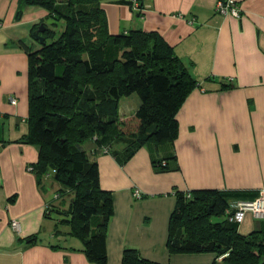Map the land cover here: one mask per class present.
Segmentation results:
<instances>
[{"label":"crops","instance_id":"0c3cea01","mask_svg":"<svg viewBox=\"0 0 264 264\" xmlns=\"http://www.w3.org/2000/svg\"><path fill=\"white\" fill-rule=\"evenodd\" d=\"M236 1L240 17L218 12L219 0H144L138 10L114 1L102 4L112 34L158 32L198 83L177 112L178 138L139 150L151 160L173 157L168 171L120 166L119 157L86 143L99 164L102 189L113 192L107 264H123L129 247L164 262L158 255L167 250L174 187L246 195L264 189V0ZM47 15L46 8L24 0H0V264H99L89 259L83 241L56 211L68 207L56 205V183L41 180L29 168L39 161V148L25 141L30 130L28 52L39 48L34 33L40 24H51ZM10 96L18 103L13 105ZM145 173L159 178L150 181ZM136 188L141 198H134ZM51 205L57 214L47 211ZM13 219L20 222V233L11 226ZM263 229L264 218L252 213L238 228L243 234ZM178 258L183 257L173 260Z\"/></svg>","mask_w":264,"mask_h":264},{"label":"trees","instance_id":"16d2710c","mask_svg":"<svg viewBox=\"0 0 264 264\" xmlns=\"http://www.w3.org/2000/svg\"><path fill=\"white\" fill-rule=\"evenodd\" d=\"M105 1L135 6L133 0H24L46 8V19L52 21L45 22L44 44L28 52L30 130L25 141L39 148L31 171L41 180L56 179L66 185L63 193H72L70 205L56 209L72 235L83 241L89 259L99 264L108 263L113 192L102 189L99 164L86 143L93 141L103 153L108 148L126 162L146 145L173 142L180 131L177 112L198 84L158 32L112 34ZM143 1L138 0L140 8ZM133 94L140 97L139 109L121 116L122 99ZM171 158L153 163L168 171ZM62 192H56L58 199ZM174 195L166 245L171 256L210 253L222 256L221 264H264V229L243 234L240 224L226 217L233 201L258 194L204 188L176 190ZM122 260L157 264L130 247Z\"/></svg>","mask_w":264,"mask_h":264},{"label":"rangeland","instance_id":"374dc122","mask_svg":"<svg viewBox=\"0 0 264 264\" xmlns=\"http://www.w3.org/2000/svg\"><path fill=\"white\" fill-rule=\"evenodd\" d=\"M62 1H66V0H62ZM127 99L129 100L128 104H124L123 102H121V105H120L121 116L128 114V113L130 114L131 112H135L137 109H139L138 107L140 106L141 101H140V97H138L137 94H133L130 97H124V101ZM93 140H97V135H94ZM143 155H144V151L141 150L137 154H134L133 158H131L130 160H127L126 162L122 159V156H119V163L118 164H120V166H122V164H126V166H128V164L132 163V167L139 169L141 172H147V170H149L150 168H152L155 172H163V171H159L157 169V167L153 163V161H154L153 159L151 160L149 157L148 158L143 157ZM143 175H144V177L148 178L150 181H157V179L159 178L156 175H153L151 173H145ZM51 181L56 183L55 188H53L54 191L52 190V192L54 193V196L56 194L55 192L59 191L61 193L62 190H65V188H66L65 184L62 185L59 181H57L54 178ZM152 184H155V183H152ZM178 189L179 188L174 187L172 192H174ZM170 195L174 196L173 193H171ZM141 197H137V199L141 198ZM71 198H72V193H69L68 191H66L65 193L62 192V198L61 199L55 198V200H58V201H55L56 205H61L64 203L69 204V201ZM134 198H135V196H134ZM56 211L58 212V210H56ZM56 211H54L55 214H57ZM167 232H168V230H167ZM166 245H167V241H165V243H164V246L167 249L164 251V255H163V252H161V254L158 255V258H160L162 260L165 259V260H164V262H161V261L157 262V261L153 260L157 264H171L174 256H180L183 258H178V259L173 260L174 262L172 264H221L222 263V260H221L222 256H221V259L218 260V262H215L214 258L212 260H210V259L208 260V258H206L207 256H203V255H207L210 253H207V254L195 253V254H200L199 256H197L195 254H190V253H183V254L180 253V254H173L171 256L169 254L168 247Z\"/></svg>","mask_w":264,"mask_h":264},{"label":"built area","instance_id":"2783aa9c","mask_svg":"<svg viewBox=\"0 0 264 264\" xmlns=\"http://www.w3.org/2000/svg\"><path fill=\"white\" fill-rule=\"evenodd\" d=\"M135 6L134 10L140 9V4L138 0H133ZM217 11L220 12L223 16L227 17L230 16L231 14L240 17L242 14V11L238 7L237 1L236 0H219L217 7ZM9 101L15 105L17 104V98L16 96H10ZM104 153L109 154V149L105 148ZM32 170V167H29ZM49 177L50 175H46ZM136 191L134 192L135 197H141V191L138 190L137 188L135 189ZM60 194L56 193L55 198H59ZM248 213H252L253 216L256 219H263L264 218V189H262L257 197L255 199L251 200H237L233 201L231 206L228 207V211L226 213V217L228 220L231 222H237V223H242ZM11 226L13 230H15L17 233H20L21 229V224L17 219H13L11 221Z\"/></svg>","mask_w":264,"mask_h":264},{"label":"water","instance_id":"95a60500","mask_svg":"<svg viewBox=\"0 0 264 264\" xmlns=\"http://www.w3.org/2000/svg\"><path fill=\"white\" fill-rule=\"evenodd\" d=\"M45 30H46V26L44 23H42L38 26V28L35 30L34 33V38H36V40H38L41 44H44L45 42V38L42 35V33H44Z\"/></svg>","mask_w":264,"mask_h":264}]
</instances>
